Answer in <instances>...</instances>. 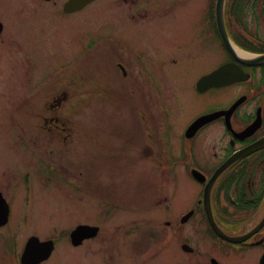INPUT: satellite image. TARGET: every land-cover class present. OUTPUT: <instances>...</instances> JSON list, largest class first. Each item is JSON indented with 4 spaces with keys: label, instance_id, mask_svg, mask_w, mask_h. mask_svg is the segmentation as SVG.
<instances>
[{
    "label": "rangeland",
    "instance_id": "obj_1",
    "mask_svg": "<svg viewBox=\"0 0 264 264\" xmlns=\"http://www.w3.org/2000/svg\"><path fill=\"white\" fill-rule=\"evenodd\" d=\"M236 1L227 0V20L229 22L232 20L231 6L236 4ZM242 2L244 6L249 4L246 17L245 14L242 15L248 26L246 28L252 35L264 40V13L262 12L264 0H259L256 4L259 7L255 9L251 6L253 0ZM141 3L146 4L147 9L150 10L147 0H141ZM121 4L119 0H97L73 16L62 15L59 19V16L53 12L42 15L35 11L34 8L40 5L38 0H0V15L2 11L7 12L3 13V18L6 17L8 21L7 27L11 22L10 27H13L11 39L16 43L11 49L0 45L2 52L0 57V107H3V102L11 106L14 102L12 98L15 96L20 101V96L29 94L28 104L13 112L19 117L25 116L24 119L30 115L26 123L20 121L21 124H17L10 116L7 118L5 107L0 111V148L5 157L4 162L10 163V166L15 164L19 170L18 180L14 184L12 194L18 201L28 195L23 177L30 168L24 163L22 157L14 158L16 150L11 146L13 143L11 136L15 132H22V129L31 136L36 135L37 132H44L39 130L40 126L35 123L31 114L32 110L35 107H42L45 102L51 100L53 91L59 88L60 92L64 84L69 87L70 78H72V88L62 108V112L64 111L67 117V124L60 123L61 127L56 129V133L58 130L69 134L68 140L63 141L65 142L63 145L59 144L61 149L58 148L55 162L62 176L60 180L57 179L62 183L61 197H76L78 204L77 211L74 212L67 203L66 211H62L61 222L63 227L68 229L76 223L102 222L104 230L100 236L107 234L106 230H108V235L110 233L115 235L114 240L107 237L108 242L105 243L106 237L98 238L93 242H87L86 248L79 249L73 248L63 237L62 242L59 243L58 253L51 263L57 264L58 257L62 255L61 264H88L89 262L90 264H105L103 251L102 254L99 253L105 247L109 249V259L117 264H211V256L217 258L222 264H258L261 254L259 248L237 250L222 246L210 237L207 221L202 216L191 219L181 225L180 229H177V221L172 220L195 204L200 186L186 176L182 170L165 173L149 166L148 157L144 153L146 148L142 133L143 126H139V109L126 100L130 97L133 100L128 89L126 95L118 89L119 76L116 75L114 63H117L116 57L120 50L117 46L111 49L100 41V38L105 36V32L115 36L124 35L137 45L138 41L148 42L147 45L142 44L140 47L144 50L147 48V52H150V43L155 51L158 48L166 50L172 38L166 31L159 32L157 37L150 32L149 23L153 21L152 14L144 18L146 13L144 7L141 9V16L136 21L138 25L144 26L143 28H137L128 19L123 20L118 13L120 12L121 16H128L125 12L128 4ZM196 4L190 0L184 5L183 11L186 12L190 22L197 19L199 7H196ZM16 5L29 7L24 10L25 13L23 11L15 13ZM21 10L19 8V11ZM13 15L20 17H13ZM23 17H26V21L30 23L28 25L30 29H20L23 25L21 19ZM192 25L191 22L188 26L189 32L192 31ZM191 36L190 34L189 37ZM91 42H95L96 45L88 50L87 45ZM213 46L212 44L201 46L198 63L205 60V64L197 68L193 67L185 76L178 78L179 82L170 81V78L166 77V71L164 74L158 72L160 77H157V81L163 90L164 97L167 98L165 99L169 107L171 106L169 89L176 91V95L185 91L183 95L187 97L184 98L186 104H183L182 110L184 116L211 106L224 105L232 95L233 90H221L205 97L192 96L191 88L195 71L209 68L220 57L222 58L216 55ZM123 56L133 70L130 58L124 54ZM71 61L72 63L69 64ZM65 62L68 64L62 67L64 69L59 77H52V80H48L43 76L46 71L55 69L59 64L62 66ZM152 64L154 69H163L160 67L161 61H154ZM29 68L33 71L36 69L34 71L35 80L32 83L35 85L37 83L38 89L27 93L25 87L29 82L26 71ZM144 75L142 69V83L145 79ZM183 78L187 79V83H184ZM46 79L48 81H45ZM7 86H21L18 96L9 88L4 92ZM144 91L146 89H143L142 99L150 101ZM172 105L175 106V103ZM25 106L30 107V113L24 109ZM152 111L155 116H160L155 110ZM171 116L178 124H182L183 119L179 118L175 111ZM163 143L165 144V141ZM172 143L173 152L177 154L178 142L173 139ZM42 145L43 143L41 146H34L43 148ZM23 150L25 154L26 148ZM157 150L161 151L160 145L157 146ZM31 181L30 195L52 202L43 201L46 207L53 205L54 196L49 191L39 192L36 196V190L41 186L38 182L33 183V179ZM71 181L77 184L76 192L72 191L69 184ZM217 195L215 205L219 206L221 201L218 193ZM43 202L41 201L45 206ZM113 202L117 204L115 205L117 208L111 207ZM170 208H173L172 217ZM18 211H29V206L25 207L22 204ZM263 211L255 215L253 220L249 218L255 211H247L240 215L230 213L224 221L234 225L239 232H244L258 221ZM108 212L110 215L104 217L103 215ZM167 220H172L174 225L168 226ZM244 222L246 223L243 225ZM12 228L23 231L17 227V223H13ZM186 238L195 249L202 251L200 253L183 251L181 244ZM88 245H92L93 249H90ZM85 250L88 251L85 252Z\"/></svg>",
    "mask_w": 264,
    "mask_h": 264
},
{
    "label": "flooded vegetation",
    "instance_id": "obj_2",
    "mask_svg": "<svg viewBox=\"0 0 264 264\" xmlns=\"http://www.w3.org/2000/svg\"><path fill=\"white\" fill-rule=\"evenodd\" d=\"M38 1L40 5L34 8L35 11L42 15L53 12L59 16V19H61L62 15L73 16L93 4L87 5L80 11L68 12L65 9V4L68 0ZM147 1L150 4V10L147 9L146 4L141 3V0H119L122 4H128L126 7L127 11H125L128 16H121L120 12L118 14L123 20L128 19L140 29L144 26L138 25L136 21H138L141 16V9L144 7V12H146L144 18H148L149 14H152L151 18L153 21L149 23L150 32L157 37L159 32L166 31L170 38H172V42L168 45L166 50L164 48H158L155 51L154 46L150 43V52H147V48L144 50L140 45H147L148 42L143 43L138 41L137 45L136 42H131L124 35L115 36L109 32H105V36H102L100 41L102 44L108 45L111 49L117 46L120 50L119 54L116 53L118 55L116 57L117 63H114L116 75L117 77L119 76L118 89L125 95L128 89V93L130 96H133V100H131L132 97L126 100L136 105V108L139 109V126H143L142 133L146 148L144 153L148 157L147 163L149 166L154 167L156 171L165 173L168 171L178 172L182 170L186 176L200 186V192L195 200V204L185 212L180 213L176 219H172L173 221H177V229H180L181 225L186 224L197 216H202L203 219L207 220L204 191L215 172L235 153L248 147H253L260 141H264V64L256 65L242 62L228 50L222 40L219 31V23L217 22V0H191L197 3L196 7H199L197 19L191 20L193 23L192 27L190 26L192 29V31H190L191 33L187 30L191 22L187 19L188 16L185 14L186 12L183 11L185 8L184 5L190 0ZM258 1L259 0H253L251 4L253 9L259 7L256 5ZM248 6L249 4L247 6H239L236 4L231 6L233 13H241V19L238 18L237 14V16L231 14L232 20L230 22L226 17V28L229 36L236 43H238L237 41H241L246 44L250 41L258 48H261L264 44L259 41V39H253L246 28L248 26L242 16L245 14L246 17ZM28 7L29 6L22 7L16 5L15 13L22 11L25 13L24 10ZM19 8L22 10L19 11ZM262 12L264 13V6L262 7ZM3 13L7 12L2 11L0 15V45L11 49V47L13 48V46L16 45L11 39L13 27H10L11 22L8 27L6 26L8 21H6V17L3 18ZM8 15L10 16L9 13ZM13 17L20 16L13 15ZM21 19L23 25L20 29H30V26H28L30 23L26 21V17ZM31 28H33V26ZM190 34L192 35L191 37H189ZM26 37L29 39L28 36ZM25 42L27 41L25 40ZM205 44L214 45L213 49L216 55L218 54V56H222V58L220 57L215 61L216 63L209 68H201V70L195 71L191 88L193 93L192 96L195 98L199 96L205 97L210 93L219 92L221 90H233V92L229 101H227L228 103L226 102L224 105L211 106L202 111L200 110L184 116L182 110L183 104H186L184 98L187 96L183 95L185 91L183 90L182 93L176 95V91L169 89L171 92V106L169 107L166 100L167 98L164 97L163 90L157 81V77H160L158 72L164 74L166 71V77L170 78V81L179 82L180 79L178 78L185 76L193 67L197 68L199 65L205 64V60L202 61V63H198L201 46H205ZM95 45V42H91L87 45V49H93ZM127 50L129 52H127ZM253 52L261 54L264 53V49ZM1 53L0 50V57L2 55ZM123 54L132 61L131 65L135 73H133V70L126 63V58ZM75 59L76 58H74V60ZM154 61H161L162 64L160 67L163 69L158 70L152 68V63H154ZM71 63L72 61L70 64ZM227 63H236L238 66H236V72L238 73L239 70H241L245 78L221 86H213L205 91H200L198 89V80L202 76L213 72ZM60 66L61 64L55 69L52 68V70L46 71L43 76L48 80H52V77H59L63 72V69H58ZM166 67H168V69H166ZM142 69L145 73L144 84L142 83ZM34 71H36V69ZM34 71L31 68L26 71V77L29 82L25 87L27 93L35 92L38 89L37 83L36 85L32 83L36 76ZM23 74H25V72ZM47 79L45 81H48ZM183 80L184 83H187V79L183 78ZM66 82L67 80L65 83ZM72 83L73 79L70 78L69 87L64 84V88H61L60 92L59 88L53 91V98L51 100L45 102L42 107H35V109L32 110L31 114L35 119V123L40 126L39 130H43L44 132H37L36 135L31 136L23 132L22 129V132H15V134L11 136V142H13L11 146L16 150L14 158L22 157L24 163L30 168L23 177L28 195L23 196L20 201L12 194L14 184H16L18 180L19 170L15 164L10 166V163L4 162L5 157L0 148V264H53L51 261L58 253L59 243L62 242L63 237L67 239L73 248L79 249L86 248L87 242H93L98 238L103 239V237H106V243L108 242L107 237L113 239L115 235L111 234L110 231L109 233L111 235H108V230H106L107 234L100 236L104 230V223L102 222L76 223L69 229L63 227L61 222L63 215L62 211H66L67 203H69L71 210L74 212L77 211L78 204L76 197H61L62 183L59 180L62 176L60 174V168L55 162L58 148H60L59 144L63 145V143H65L63 141L68 140L67 137L69 134L61 133L58 130L56 133V129L61 127L60 123L67 124V117L65 116V112H62V108L65 105L64 103L67 97H69L68 93L72 88ZM7 88L18 96L21 86H7L4 92ZM143 89H146L144 93H146L145 95L150 101L142 99ZM28 97L29 94H27V96L22 95L19 97L20 101H18L15 96L12 98L14 102L11 106H7L5 102H3V107H0V111L5 107V109H7V118L10 116L17 124H21L23 121V123H26V119L29 120L30 115L24 119L25 116L19 117L13 112L21 109L25 104H28ZM174 103L175 106L172 105ZM72 107L74 108V104ZM24 109H27L30 113L29 106H25ZM230 109H232L231 113L228 112ZM152 110H155L160 116H155ZM174 111L179 118L183 119L182 124H178L177 121L172 118L171 115ZM217 111L226 112H223L221 116L208 122L204 121L196 125L202 116ZM253 125L254 129L246 134L245 131ZM173 139L178 142L177 154L173 152ZM163 141H165V144ZM42 143V146H44L43 148H36L34 146H41ZM158 145H160L161 151L157 150ZM24 148H26L25 154H23ZM193 171L201 172L199 176L200 178H204L205 181H200L198 177L193 175ZM31 179H33V183L38 182L41 186V188L36 190V196H38L39 192L49 191L54 196L53 205H48L46 207L43 201L48 203L52 202L42 199V197L39 196L38 198L30 195L32 189ZM69 184L72 191L76 192L78 188L75 181H71ZM217 193L221 201L219 206L214 205ZM211 201L213 204V213L219 227L223 228L228 233L239 232V229L235 228L234 225L224 221L228 218L230 213L240 215L247 211H255L253 214L254 216L252 215L249 218L253 220L264 210V144L257 149H253L242 158L237 159L224 170L223 174L218 177L213 184ZM87 203L89 204L90 202ZM22 204H24L25 207L29 206V211H18ZM253 204L257 206L251 207L250 205ZM115 205L117 204L113 202L111 207L117 208ZM172 209L173 208H170L169 210L171 211V217L173 216ZM190 211H193V215L184 221L185 215ZM109 215L110 213L108 212L103 216ZM263 215L264 211L258 221L252 224L245 232L254 228L259 220L263 218ZM172 220H167L166 224L172 227L174 225ZM13 223H17V227H19L20 230L23 229V231L20 232L18 229H13ZM245 223L246 222H244L243 225ZM80 224H91L100 227V229L97 235L84 239L80 244H74L71 238L72 232ZM210 231L212 234L215 233L212 229H210ZM213 235L218 239L216 242H219L226 248L237 250H242L244 248H259L261 250L259 258L264 254V227L250 239L240 244H234L217 237L215 234ZM187 241V238L183 240L181 247H183V244ZM88 247L93 249L92 245H88ZM87 251L88 250H85V252ZM102 251L105 264H117L109 259V249L104 247L99 253L102 254ZM201 251V249H198L196 252L200 253ZM193 252H195L194 249L191 253ZM60 257H58V263H55L61 264ZM211 258L212 257H210V260L212 261ZM88 264H90V262Z\"/></svg>",
    "mask_w": 264,
    "mask_h": 264
},
{
    "label": "water",
    "instance_id": "obj_3",
    "mask_svg": "<svg viewBox=\"0 0 264 264\" xmlns=\"http://www.w3.org/2000/svg\"><path fill=\"white\" fill-rule=\"evenodd\" d=\"M91 1H93V0H69L66 3V10L74 11V10L81 9L83 6H85L87 3L91 2ZM225 2H226V0H218L217 1V19H218V23H219V30H220L221 36H222L225 44L230 49V51L242 62H246L249 64H262V63H264V54L258 55L255 58H251V59H242L237 54V51L235 50V46L232 43V41L230 40L229 35L227 33L226 26H225V19H224ZM236 66L237 65L231 64V63L226 64V65H223L220 68L216 69L215 71H213L207 75H204L198 82V88L201 91H205L206 89L213 87V86H221V85H224L226 83H230V82L245 78V76L242 75L243 72L241 70H239L238 73L236 72V68L238 67V66L237 67ZM220 113H222V111L212 113L209 115H205V116L200 118V121H198L196 123V125H199V123H203L204 121L218 117L220 115ZM263 144H264V141H260L259 143H257L255 145V147L245 149L243 151L238 152L234 156H232L225 164H223L220 167V169L214 174V176L212 177V179L210 180V182L206 186L205 193H204V202H205V208H206V212H207L209 222L212 225L213 229L217 232V234H219L221 237H223L229 241L243 242V241L247 240L248 238H250L253 234H255L258 230H260L264 226V217L254 229H252L251 231H249L245 234L229 235V234L225 233L217 225L215 218L213 216V212H212L211 191H212L213 184H214L216 178L227 168V166H229L232 162H234L240 156L250 153L253 149H257L259 146H261ZM193 173L196 177H198L199 180L205 181L204 178H200V176H199L200 173H198L196 171L195 172L193 171ZM192 213L193 212L191 211L189 214H187L185 216V219L189 218ZM97 231H98V227H92L89 225H81V226L77 227L72 233L74 243L78 244V243H80V241L82 239L89 237V236L96 235ZM184 247L186 249H189L188 245H184ZM260 264H264V257L261 259Z\"/></svg>",
    "mask_w": 264,
    "mask_h": 264
},
{
    "label": "trees",
    "instance_id": "obj_4",
    "mask_svg": "<svg viewBox=\"0 0 264 264\" xmlns=\"http://www.w3.org/2000/svg\"><path fill=\"white\" fill-rule=\"evenodd\" d=\"M242 3L243 2H240L239 1V5H242ZM238 42V44L239 45H241V46H243V47H245V48H247V49H249V50H253V51H258L259 49L260 50H263L264 49V47L263 46H261V48H258L254 43H252V42H248V43H246V44H244L243 42H239V41H237ZM216 201H217V199H216ZM217 203V202H216ZM251 207H255V206H257V205H255V204H253V205H250Z\"/></svg>",
    "mask_w": 264,
    "mask_h": 264
},
{
    "label": "bare ground",
    "instance_id": "obj_5",
    "mask_svg": "<svg viewBox=\"0 0 264 264\" xmlns=\"http://www.w3.org/2000/svg\"><path fill=\"white\" fill-rule=\"evenodd\" d=\"M237 52L239 53V55H243V54H245V53H243L239 48H237ZM246 55V54H245Z\"/></svg>",
    "mask_w": 264,
    "mask_h": 264
}]
</instances>
